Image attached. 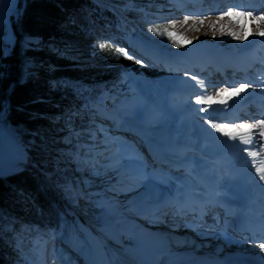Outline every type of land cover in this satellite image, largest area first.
<instances>
[{"label": "bare ground", "instance_id": "6f19581e", "mask_svg": "<svg viewBox=\"0 0 264 264\" xmlns=\"http://www.w3.org/2000/svg\"><path fill=\"white\" fill-rule=\"evenodd\" d=\"M201 3L202 6H199L197 11L187 7L184 9L185 6L184 8L182 6L180 11L188 12L194 17L201 16V18L219 17L229 9L252 12L254 15L264 14V0H199L197 4ZM205 4L209 5L204 8ZM248 22L253 23L257 30L258 26L253 22L251 16L243 18V32L240 31V24L235 23L228 16H224L218 22L215 20V29L209 33L210 35L200 34V36L202 35L200 37L197 34L193 36L191 34L190 38L192 39L188 38L191 43H186L182 49L159 51L156 54V59L151 60L156 66L161 65L160 68H164V63L171 61L170 70H173V65H177L178 62L190 60L191 65L198 69V73L192 72L189 75L178 76L176 91L171 93L173 99H171V103L181 110L183 113L181 118H192L196 127L200 129L191 137L194 138V143L187 146L182 145L185 146L183 147L185 152H180L182 149H178L180 155L169 159L147 134L136 131L129 124H118L113 127L116 133L124 134L129 140L133 139L132 143H136L138 147H144L146 144V148L143 150L146 152L144 156L147 157L148 177L140 174L123 176V171L115 176L114 174L110 176V179L112 176H114L113 178L122 176L125 178L124 183L127 184L128 194L124 199L134 198L135 202L140 200L139 203L146 200V195L154 190V187L151 188L152 186L147 185L150 181L149 176L156 178L161 183L160 185L166 182L171 183L170 190L167 191L170 193L164 194L162 200L158 202L147 203L146 206H151L149 208L151 211L146 217L151 223L139 222L134 229L128 228L130 221L122 225L119 219L116 224H112V221L95 224L77 207L67 206L84 232L87 240L83 243H88L91 249L90 252L83 253L81 251L80 253L84 256L79 254L75 256V259L83 260L84 258L83 264H200L202 261L208 262L207 264H240L239 262L254 264V259H264V249L259 247L261 243H264V181H260L255 174L252 157L249 155V152L259 151L260 143H264V140L258 143L257 137L254 136L252 144H243L238 140L229 139L208 123L211 120L216 124H240L254 123L264 119V37L252 36ZM222 26L223 31H221ZM259 28H264V23L260 24ZM2 29L0 28L1 43H3L1 40ZM231 32L245 35L247 38L237 39L236 36L230 34ZM26 39L32 42L38 41V37ZM23 41L25 40L23 39ZM247 41L248 45H244ZM134 47L133 44L131 49H135ZM48 48L53 49V43L50 42ZM36 64L42 65L38 60H36ZM36 64L33 65L38 68L39 66ZM227 66H234L236 72H227L226 78L223 79L219 72H225V69H228ZM210 69L215 72L212 73ZM30 73L33 75L36 74V71ZM242 84H246L248 87L238 96H232L231 99H227L228 94L221 97L217 95L220 91L218 93L215 91L220 88H239ZM194 93L212 96L217 100L224 98L227 99V103L198 104L196 102L192 105L187 104L188 100L197 96ZM181 98H185L183 103L179 101ZM190 105L192 109H188ZM203 109H207V111ZM248 109H254L256 114L251 118L238 116V112L242 113ZM102 119L108 120V114L102 116ZM30 141H33V137ZM63 148L67 150V146H63ZM163 149L168 151L164 147ZM197 150L200 151V157L208 161L207 164L203 161L192 162L185 159L187 154L195 153ZM112 156L115 160L112 164L116 168L112 167L111 171H116L121 168L120 150H114ZM26 159L20 155H6L0 151V174L13 173L14 168H7L13 163L19 164V166H29ZM36 164L39 167L36 169L43 171L44 168L40 167L38 163ZM49 170L53 172V175L46 173L49 178H52L48 181L53 187L50 192L52 195L64 194L63 192L72 190L69 188L73 185L72 183L59 186L54 181L55 170L52 168ZM183 171L186 172V176L183 175ZM139 173L141 172L139 171ZM59 189L63 192L61 193ZM204 192L208 196L212 195L211 203L217 205L218 212L222 210L226 214L230 213L235 218L241 219L242 224L248 225L252 233L250 235L240 233L241 224L238 225L240 234L235 235L216 230L210 231L202 224L192 225L196 228L191 229L185 224H179V219L170 215V212L173 211L172 207L181 209L188 205L189 200L195 201V198L200 197ZM234 195L238 197L241 195L243 202L239 207L235 205ZM117 203L109 204V208L114 211ZM165 203H169L170 206L162 207ZM196 205L199 203L196 202ZM159 207H162L160 210L170 207V212L160 217L154 212ZM21 218L24 219V216ZM5 227L10 233L15 230V226L11 222ZM59 244L65 245V241L62 240ZM72 245L78 250L87 248L76 242H72ZM70 251L76 253L73 249ZM4 258L0 251V264L8 263ZM45 258L48 260V264H58V250L48 248ZM122 259L124 261L120 262Z\"/></svg>", "mask_w": 264, "mask_h": 264}, {"label": "trees", "instance_id": "16d2710c", "mask_svg": "<svg viewBox=\"0 0 264 264\" xmlns=\"http://www.w3.org/2000/svg\"><path fill=\"white\" fill-rule=\"evenodd\" d=\"M162 1L26 0L19 22L13 18L14 47L9 49L0 41V112L5 101L9 102L0 126L31 146L29 151L40 167L55 168L54 181L59 186L68 184L75 172L60 160L71 150L63 146L72 147L81 137L88 139L94 127L82 115L85 105L106 91L121 88L123 71L138 67L107 42V33L118 32L115 23L120 19L122 34H134L165 49L182 48L168 35L152 31H173L161 17L146 12L160 8ZM98 9L104 15L97 16ZM30 37H38V41L26 39ZM98 39L105 47L92 54ZM50 42L53 49L48 48ZM36 60L42 63L38 68L33 65ZM53 96L57 98L50 100ZM62 109L67 111L55 118L54 113ZM81 163L79 160L77 165L82 168ZM80 201L95 219L102 215L93 194L88 192ZM12 216L24 219L16 224L11 243L6 242V230L0 224V244L6 245L3 249L14 264H30L37 261L35 238L48 235L64 213L42 176L22 170L0 177V222L4 224Z\"/></svg>", "mask_w": 264, "mask_h": 264}, {"label": "rangeland", "instance_id": "374dc122", "mask_svg": "<svg viewBox=\"0 0 264 264\" xmlns=\"http://www.w3.org/2000/svg\"><path fill=\"white\" fill-rule=\"evenodd\" d=\"M179 1L181 0H164L161 2V6H163V10L173 11L176 9L174 8L175 3ZM20 4H21V0H0V28L4 27V30L2 29L3 34L1 35V40L4 41L5 46L9 49L14 47L17 39V35L13 27V18L16 19L18 17ZM102 15H104L102 9H98L97 16H102ZM166 17H161V19L165 22L166 20H169V22H173V21L176 22L175 26L172 29L173 32L182 35L186 39L189 38V40L192 39L190 38L191 34L192 36L194 34H197L198 36H200V34H202L203 36L204 34L210 35L209 33L214 31L215 29L210 27V25L215 23V20H217L218 18L216 16L205 17V18L192 17L193 19H190L187 22V24H183L182 22L185 16H183V18L181 16H178L177 18H173V19L168 18V16ZM200 19L204 20L203 24L199 23ZM115 28L116 30H118L117 33H107L105 35V37L107 38V42L111 43L117 48L127 50L129 55H132L134 57L132 60L134 61L135 64L138 65V67L125 69L123 71V80H122L121 88L118 89L117 91L112 90L110 93L109 92L105 93L104 97L103 96L100 97L97 103L109 109L112 112L115 120H117L119 123L129 124L132 127L137 128L141 132L147 134L150 137V139L153 140L156 144L166 148L170 152H174L176 155L179 156L180 154H178L179 153L178 149H182L184 147L182 145L187 146L189 144L191 145L192 143H194L193 142L194 138L191 137L192 135H195V133L200 129L196 127L195 123L192 121V118H184V117L181 118L183 113L181 112V110L174 107L171 103V101L173 100L171 93L176 91V87H175L176 79L178 78L179 75H183L184 71L181 68L175 66L172 67L173 70H170L171 67L160 68L161 65L156 66L148 59L142 57V55L136 50L134 51V49L127 47V45L130 44L127 42V40L133 39L134 42L137 43L140 42L141 45L145 46L146 48L153 49L155 53L158 52L157 46L152 45V43L134 34L127 32L122 34L121 30H123V25L121 24L120 19L118 20L117 23H115ZM248 28L250 29L251 35L253 36L252 33L256 31L253 23L248 22ZM21 43H24V41L21 40ZM100 45H105V42L98 39L96 40V42L93 43L92 54H95L97 52V50L100 48ZM244 45H248V41L247 43L245 42ZM136 61H140V63H137ZM33 64L35 65L36 61H34ZM36 66L39 65L36 64ZM222 89L225 88H220L215 91H217L218 93ZM196 95L197 96L193 98L194 100L193 99L188 100L187 104L189 103L192 105L193 103H196L197 97L203 96L201 93H198ZM56 98H57L56 96L55 97L53 96L50 97V100H55ZM183 99L185 98L179 99L180 103H183ZM105 102L107 105H105ZM191 105L190 107H188V109H192ZM98 106L99 105H95V106L92 105L91 107H89L88 110H86L88 115L91 117V119L88 118L87 120H90L89 122H91L94 126L93 137L90 136L89 140L81 137V140L77 141L76 144H73L72 147H68L69 149H71L69 155H64L63 157H60L61 162L66 161L67 165L72 166L71 170L75 171L74 174L72 173L71 180H68V182H66L73 184L69 188L73 189L74 195H76V197L74 198L75 201L73 199L71 200V198L73 197L71 192H70L71 198L65 194H63V197L68 202L73 201V202H69L70 205L77 207L82 212V214L88 217L93 223L102 224V221H104L102 215H99L98 219H95L91 214H89L88 210L86 209L82 201L79 200V198H83L80 196L84 195L87 186L94 184L96 180L101 181L100 184L104 183L103 189L104 190L106 189L104 192L105 195L112 199L111 200L112 203L118 202L117 214L122 218V222H121L122 225L130 221V225L128 226V228L134 229L136 228L137 223L139 222L146 223L147 220L145 216H143V214L145 213L144 208L147 207L146 206L147 203L158 202L162 200L163 195L166 193L165 192L166 188L164 187V184H162L161 186L160 185L161 183L158 182L156 178L149 176L150 181L148 182L149 184L147 183L148 186L150 187L152 186L151 188L154 187L153 189H155L156 187L158 188L160 186L157 189V191L155 190L154 192L151 193L153 199L150 196V192L148 193V195H146L145 198L146 200L142 201L138 205L134 203L136 201L134 198L124 199L128 194V190H127V184L124 183L125 178H122L123 176L140 174V175H144V177L146 176L148 177L147 168H146L147 157L144 156L146 152H144L143 150L145 147H137L132 143L133 139L129 140L123 134H118L124 138L121 142L119 141V144L122 146L121 152L125 157L124 160L122 161L123 166H125V168H124V172L122 173L123 176L121 178L119 177L113 178L114 176H112L110 179V176L112 175L110 168L113 167V165L111 162H107L106 155L105 154L100 155L102 152L98 150L103 145V144L100 145L98 144L100 142L98 139V134L101 131H103V128H101L100 126L104 125V123L98 122L100 116L95 112ZM59 111L60 112L54 113L55 115L53 114L55 118H58L62 113H65L67 110L62 109ZM77 133L78 135H80L79 132ZM106 133L107 135L117 140L119 139V137L115 136L117 135L116 133L112 134L108 131ZM0 138H1L0 151L3 154L12 155V156L20 155L23 156L24 158L26 157L27 163L30 164L29 165L30 167L39 168L36 162L34 161L31 152L29 151L30 149L28 148L29 146L23 144V142L18 139L12 138V136L10 135H8L7 137V134L5 133L4 129L1 126H0ZM103 142L105 143V140H103L102 143ZM185 159L190 160L192 162L203 161L206 164L208 163V161H206L205 158H202L196 155L195 153H190L186 155ZM79 160L82 161L81 163L83 164L82 168L77 165V162ZM98 167H100L99 168L100 171L96 170L94 171L93 174L90 173L92 169L95 170V168L98 169ZM87 168H90L91 171L89 172ZM47 169H43L42 173L39 172L38 173L42 176L47 191L51 195L50 192H51V188L53 189V187L50 183H48L47 180L49 176H47L46 173H52L53 175V172L52 170H49V168ZM52 169L55 168L52 167ZM105 169H108L110 171L108 175H104ZM139 171L141 173H139ZM165 171H167L166 168ZM107 178L109 179L107 180ZM122 180L123 182H121ZM47 183L48 185L50 184V188L48 187ZM74 187H75V191H74ZM59 191L61 193L63 192L60 189ZM53 198L57 201L55 196ZM57 203L59 202L57 201ZM100 206L102 210L101 213L105 212L103 211L104 207L102 205ZM63 209L65 210L67 208H65V206L63 205ZM20 219L22 220V218L19 217L18 221H20ZM77 227L80 228L76 218L74 216L70 217L68 215L61 225V229L67 228L68 233H70V231L73 230L71 235L69 236V241L72 240L76 242L77 240L81 243V245L84 244L85 247L89 248L88 243L87 244L83 243L84 241L87 240L86 237H84L78 232ZM56 231L57 234L60 232L59 230ZM64 238H68V237H64ZM41 243L43 245L42 240ZM2 248H7V247L6 245H2ZM47 249L48 248H36V251L40 250V252H43L45 254ZM51 249L59 251V256H60L59 258L61 259V262L59 259L58 264H78V261L73 259L75 254L70 252L68 248L63 247V248H51ZM37 254H38V261L30 264H48L47 259H44L43 261L40 258L41 257L40 254L38 252ZM42 256L44 257V255ZM10 260L12 259L10 258ZM123 261L124 259H122V261L120 262Z\"/></svg>", "mask_w": 264, "mask_h": 264}, {"label": "snow or ice", "instance_id": "6c2138e0", "mask_svg": "<svg viewBox=\"0 0 264 264\" xmlns=\"http://www.w3.org/2000/svg\"><path fill=\"white\" fill-rule=\"evenodd\" d=\"M224 16H228L231 20H234L235 23L240 24V31H244V23L243 18L251 16L253 19V22L257 24V30L254 31L253 35H258L264 37V28H259V25L264 23V14L261 15H254L252 12H244V11H234L232 9H229L227 12H224L221 16L217 18V22L219 20H222ZM193 19L192 17L185 16L183 19V24H187V22ZM172 26H175V21L171 22ZM200 24L204 23V20L199 21ZM210 27L214 28L215 23L211 24ZM223 26L221 27V31H223ZM152 31L158 32L159 34H166L170 38L173 39V42H176L177 40H180L183 43H191V41L187 40L182 35L173 32L168 31L166 28L163 30V32H160L158 28H153ZM233 36H236L237 39L243 40L247 37L245 35H237L236 32L230 33ZM101 49L105 47V45H100ZM117 54L122 55L126 57L129 60H132L134 57L132 55H129L127 50L125 49H116ZM137 63H140V61H136ZM195 79V77H193ZM202 83V82H201ZM248 87L246 84L240 85L239 88L235 89H222L220 93L217 95L223 97L225 94L227 95V99H231L232 96H238L241 92L245 91V89ZM227 99L221 98L219 100L214 99L212 96H202L197 97L196 102L198 104H226ZM204 111H207V109H203ZM208 123L215 128L217 131L223 133V135L227 136L231 140H238L243 144H252L253 143V137H257V142L260 143V141L264 140V119L257 120L254 123H240V124H216L213 123L211 120L208 121ZM249 155L252 157V165L255 169V174L259 177L260 181H264V143H260V150L259 151H252L249 152ZM258 157H261L260 159H257ZM261 249H264V243H261L259 245Z\"/></svg>", "mask_w": 264, "mask_h": 264}, {"label": "water", "instance_id": "95a60500", "mask_svg": "<svg viewBox=\"0 0 264 264\" xmlns=\"http://www.w3.org/2000/svg\"><path fill=\"white\" fill-rule=\"evenodd\" d=\"M25 4H26V0H21L20 8H19V11H18V17H17V21L18 22H19V20H20V18L22 16L23 11H24ZM8 107H9V102H8V100H6L5 103H4V105H3L2 111L0 112V118H3V117L6 116V114L8 112ZM7 168L8 169H13L14 168L15 171L13 173L20 172L21 170H24V169L34 170L30 166H19V164H14V163L13 164H10ZM9 174H12V173H9ZM2 175L3 174H0V176H2Z\"/></svg>", "mask_w": 264, "mask_h": 264}, {"label": "built area", "instance_id": "2783aa9c", "mask_svg": "<svg viewBox=\"0 0 264 264\" xmlns=\"http://www.w3.org/2000/svg\"><path fill=\"white\" fill-rule=\"evenodd\" d=\"M3 29H4V27H3ZM4 47V49H5V46H3Z\"/></svg>", "mask_w": 264, "mask_h": 264}]
</instances>
